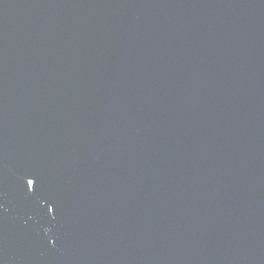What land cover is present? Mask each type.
Returning <instances> with one entry per match:
<instances>
[{"label":"water","instance_id":"water-1","mask_svg":"<svg viewBox=\"0 0 264 264\" xmlns=\"http://www.w3.org/2000/svg\"><path fill=\"white\" fill-rule=\"evenodd\" d=\"M0 264H264V0H0Z\"/></svg>","mask_w":264,"mask_h":264},{"label":"snow or ice","instance_id":"snow-or-ice-1","mask_svg":"<svg viewBox=\"0 0 264 264\" xmlns=\"http://www.w3.org/2000/svg\"><path fill=\"white\" fill-rule=\"evenodd\" d=\"M33 182L32 181H29V184L31 185Z\"/></svg>","mask_w":264,"mask_h":264}]
</instances>
